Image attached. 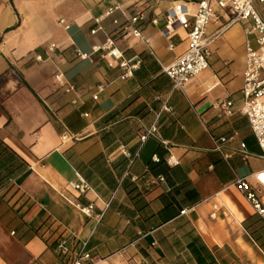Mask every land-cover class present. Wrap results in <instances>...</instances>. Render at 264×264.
<instances>
[{
  "label": "crops",
  "instance_id": "crops-1",
  "mask_svg": "<svg viewBox=\"0 0 264 264\" xmlns=\"http://www.w3.org/2000/svg\"><path fill=\"white\" fill-rule=\"evenodd\" d=\"M198 1L0 0V264H73L78 240L70 259L57 252L68 232L87 241L98 264H264L247 228L258 215L234 184L240 176L255 183L252 174L264 168L243 112L250 23L226 26L230 12L212 22L210 66L183 89L163 71L188 47L178 24L164 35L166 13L178 2L194 12ZM113 3L146 17L149 44L116 38L126 57L143 59L128 78L93 49L116 28L107 18L106 33L90 32ZM256 8L264 18V4ZM69 84L76 91L67 92ZM228 100L232 115H220L215 103ZM155 124L160 137L141 142L144 127ZM65 127L71 138H63ZM232 135L248 157L237 151L225 159L215 150L216 139ZM77 172L91 186L86 194L68 186ZM77 201L94 203L100 218L82 213Z\"/></svg>",
  "mask_w": 264,
  "mask_h": 264
},
{
  "label": "built area",
  "instance_id": "built-area-1",
  "mask_svg": "<svg viewBox=\"0 0 264 264\" xmlns=\"http://www.w3.org/2000/svg\"><path fill=\"white\" fill-rule=\"evenodd\" d=\"M257 3L264 4V0H199L197 8L194 12L181 2L176 3L172 9L166 13V25L164 35L169 36L178 24L188 34V47L178 55L175 60L169 65L163 66V71L169 76L173 82V86L178 89H183L196 75L208 69L210 66V44L212 38L207 36L208 26L215 21H218L224 13L230 12L231 18L228 20L226 26L234 23H250L244 29L246 33V69L244 72V80L242 86L243 93V112L249 120L251 129L260 145L264 150V18L260 15L256 8ZM111 19L115 25L113 34L106 33L103 21ZM146 20L144 12L131 11L129 8L123 7L119 3L110 5L102 15L94 18L95 27L91 29L92 34L99 31L106 33L105 42L101 45H95L94 51H102L104 57H107L108 64L111 67L119 66L123 69L122 76L128 78L133 76L135 71L142 65V57L136 53L130 57H126L123 51L118 47L116 38L131 34L137 37L140 41L149 44V39L143 34L141 24ZM156 23L157 20L153 19ZM60 23L65 24L64 19H60ZM68 29L70 26L65 25ZM55 49V45L51 44L49 50ZM169 50L173 49L170 44ZM76 54L81 59L89 58V54L76 49ZM41 55H36L37 60H41ZM56 80L61 85H64L63 75L58 73ZM104 85L98 86V91L104 89ZM67 92L76 91L74 85L69 84L66 88ZM94 99H98V94L93 95ZM77 103V99L73 100ZM215 106L221 109L220 115L231 116L232 101H217ZM163 109L171 111L172 108L164 105ZM85 116L88 114L85 113ZM72 135L65 127L64 139L71 138ZM149 137L159 138L157 125L149 128L144 127L140 134V141L144 142ZM235 135L222 136L215 140V150L220 152L225 159H228L233 152L241 151L248 157L242 143L240 147L232 145ZM120 152L128 158L132 155L126 145H120ZM264 157V156H263ZM154 161L159 162L160 158L154 156ZM126 176H130L127 172ZM255 183H252L248 177H237L234 184L245 196L247 201L252 205L255 214H257L264 221V168L252 174ZM132 181H137V176H130ZM161 182L165 181L163 175L159 176ZM68 186L77 191L80 195L86 194L91 186L89 182L80 174L76 173V180L68 182ZM75 207L82 213L89 217L100 218V215L95 214V204H85L81 201L75 203ZM217 208V205H214ZM188 209H184L181 213H186ZM215 217V213L211 214ZM80 245V250L75 258L73 264H98L99 261L95 259L92 254L86 251L87 241L78 239L74 232H68L57 240V252L63 260H68L73 256L71 244L76 242ZM252 241L261 249L259 244L252 237ZM56 264H59L57 262Z\"/></svg>",
  "mask_w": 264,
  "mask_h": 264
},
{
  "label": "trees",
  "instance_id": "trees-1",
  "mask_svg": "<svg viewBox=\"0 0 264 264\" xmlns=\"http://www.w3.org/2000/svg\"><path fill=\"white\" fill-rule=\"evenodd\" d=\"M251 227H254L251 229ZM250 229V234L259 246L264 250V221L258 216L252 219L250 225L247 226ZM200 260V258L198 259Z\"/></svg>",
  "mask_w": 264,
  "mask_h": 264
}]
</instances>
